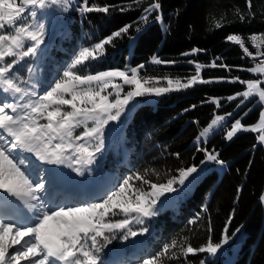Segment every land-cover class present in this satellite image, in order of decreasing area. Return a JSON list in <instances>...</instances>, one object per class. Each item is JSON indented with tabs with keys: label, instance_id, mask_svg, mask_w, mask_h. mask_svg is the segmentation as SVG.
<instances>
[{
	"label": "trees",
	"instance_id": "trees-1",
	"mask_svg": "<svg viewBox=\"0 0 264 264\" xmlns=\"http://www.w3.org/2000/svg\"><path fill=\"white\" fill-rule=\"evenodd\" d=\"M86 3L88 7L107 6L108 12H83L85 0H58L44 9H33L37 21L45 25L44 42L35 57L16 60L8 76L28 95L49 90L79 51L94 48L109 37L111 42L97 52V59L74 71L87 75L138 68L140 78H155L145 87H168L166 78L187 83L196 75L198 64L200 78L210 81H197L159 97L134 98L119 120L106 125L104 147L96 162L81 168L83 175H78L73 169L80 166L73 160L72 173L64 174L69 184L79 177L93 184L111 173L116 186L134 174L159 185L178 180L180 169H198L195 180L190 177L184 185L176 183V192L159 198L156 215L143 217L140 224L135 222L136 214L132 215L130 228L139 233L136 237L125 240L127 229L109 234L114 238L99 253L101 264H142L173 240L197 249L209 237L219 243L226 226L229 241L215 255H183L178 246L161 257L160 264H264V142L258 139L264 133L238 131L227 139L237 119L243 128L255 126L263 110L256 95L247 100L238 95L247 91V84L240 81H252L258 72L249 71L256 66L227 38L239 36L247 45L251 35H264V0H251V8L248 0ZM153 3L161 7L149 14L145 9ZM126 26L127 33L114 36ZM14 59L7 57L3 63ZM107 93H112L110 101L115 99L111 88L101 94ZM216 116L224 117V123L211 136L213 129L201 137ZM81 132L82 128L76 129V134ZM205 150L223 164L207 162ZM130 184L151 191L142 181L134 179ZM123 218L117 215L111 220Z\"/></svg>",
	"mask_w": 264,
	"mask_h": 264
},
{
	"label": "snow or ice",
	"instance_id": "snow-or-ice-1",
	"mask_svg": "<svg viewBox=\"0 0 264 264\" xmlns=\"http://www.w3.org/2000/svg\"><path fill=\"white\" fill-rule=\"evenodd\" d=\"M57 3L58 0H0V83L5 86L6 92L21 93V99L28 95L8 76L16 60L35 57L44 42L45 25L37 21V12L33 9H44L49 4ZM248 5L251 8V0H248ZM160 7L159 3H153L145 11L150 14ZM82 11L106 13L108 7H88L85 0ZM127 32L128 26L114 33V36L119 37ZM227 39L243 48L247 55H252L241 37L231 35ZM251 39L255 41L257 38L253 36ZM111 40L112 37H109L97 43L94 48L79 51L70 68L63 71L61 79L56 80L35 101L22 105L27 110L23 114L17 112V106L13 103L0 104V193L5 194L0 196V264H21V261H26L27 264H101L99 253L114 238L109 234L127 229L123 237L125 240L129 236L136 237L139 233L130 228L133 214L137 217L135 222L142 223L143 217L157 214L156 205L162 195L177 191L174 184L184 185L190 177L192 180L196 179L193 174L198 169L195 166L180 169L178 180L169 179L166 184L159 185L150 183L140 174H134V177L130 175L125 178L106 198L86 206L50 207L44 201L42 193L46 191V179L40 172L33 177L30 166L34 162L29 157L22 156V153H30L36 160L47 164H63L67 160L69 167L73 166L74 160L75 165L80 167L73 170L78 175H83L81 168L95 163L97 154L102 152L106 125L109 121L119 120L134 98L145 95L159 97L180 87H191L197 81L210 82L200 78L201 66L198 64L195 67L196 75L187 83L181 84L180 80L166 78L168 87H145L155 78H140L138 68L87 75L74 71L78 66H86L90 59H97V52H102ZM257 55L264 56V52ZM7 57L15 59L12 63L4 64ZM153 62L162 63L158 59ZM260 63L264 64V60ZM257 70L264 72V68L249 69L251 72ZM116 78L123 85L134 86L122 98L120 93L123 87L114 83ZM240 82L247 84V91L238 95L247 100L258 93L259 102L264 103V90L259 89L258 81ZM109 88L115 92V99L111 101L109 97L112 93L101 94ZM223 119L224 117L216 116L200 136H205ZM41 120L46 122L41 123ZM78 128H82V132L76 134ZM241 128V121L237 119L227 132V139L231 140ZM245 130H261L264 133V111L260 113L258 124ZM258 139L264 142V134ZM205 155L207 161L223 164L216 154L205 150ZM134 179L148 184L151 191L146 192L141 187L130 184ZM8 197L22 201L32 211L27 223L5 218V210L12 203L8 201ZM117 215H123L124 218L113 222L111 217ZM227 223H231V218ZM142 231L146 232L147 229ZM228 241L227 226L219 243L214 244L209 237L206 245L198 249L190 244L178 245V241L173 240L158 256L146 259L142 264H160V258L178 246L183 255L196 252L215 255ZM9 249L13 251L10 252Z\"/></svg>",
	"mask_w": 264,
	"mask_h": 264
},
{
	"label": "rangeland",
	"instance_id": "rangeland-1",
	"mask_svg": "<svg viewBox=\"0 0 264 264\" xmlns=\"http://www.w3.org/2000/svg\"><path fill=\"white\" fill-rule=\"evenodd\" d=\"M263 67V65H260L259 64V66H258V69L259 68H262ZM257 72L259 73V70H257ZM263 73V72H262ZM31 82H34L32 79L30 80ZM114 83H117V84H120V85H122V87H123V91L120 93L121 94V98L123 97L122 96V94H124V95H126L127 94V92L128 91H130V90H132V88L134 87V86H130V85H123V82L121 81V80H119V78H116L115 80H114ZM5 87V86H4ZM93 87H95V85H93ZM259 89L260 90H264V88L263 87H259ZM47 91V90H46ZM46 91H42V92H40L39 94H36V95H25L23 98H25V103H27V102H30V101H35L36 99H37V97L39 96V95H43L44 94V92H46ZM9 92H11V91H9ZM112 92H114L113 90H112ZM21 93H17L16 94V96H15V99H19L20 98V95ZM253 95H256L257 97H258V102H259V95H258V93H254ZM261 104H262V106H263V110L262 111H264V103H262V102H260ZM25 112V111H27L26 109H23L22 108V106H21V108L19 109V112ZM46 122V121H45ZM44 122V123H45ZM222 123H224V120H222V121H220V122H218V124L217 125H215V126H213V130H212V132H210L209 133V136H211L212 134H213V131H216L217 129H218V127L219 126H221L222 125ZM253 127V126H252ZM251 127H247V128H241L240 130H238V131H251V130H245V129H250ZM237 131V132H238ZM258 131V130H257ZM10 139V138H9ZM28 154H30V153H22L21 155L22 156H27L28 157ZM69 155H70V153H69ZM31 160L34 162V166H35V160H33L32 158H31ZM207 162H209V161H207ZM211 162V161H210ZM66 163H67V160L65 161V163H63V164H53L52 165V167L50 168V169H55V168H58V167H65L66 166ZM69 163V162H68ZM34 166H32V167H30L31 168V171H32V174H33V177L35 178V175H36V173L37 172H40V173H42L43 175H44V177H46V176H48L49 175V169H42V170H39L38 168H36V167H34ZM72 171V167H69L68 166V164H67V168L65 169V171L64 172H71ZM63 174H65V173H63ZM62 174V175H63ZM46 175V176H45ZM61 175V176H62ZM61 179V178H60ZM63 180L61 181V184H65V183H67V181H68V179L67 178H62ZM113 176L111 175V173H106V174H104V176H103V178H102V181L100 182V183H98V184H96L95 185V188H105L104 189V195H103V198H106V196L108 195V194H110V192L112 191V190H114L115 188H116V185L114 184V182H113ZM48 180V181H47ZM85 178H80L79 179V181H77L76 183L75 182H73L74 183V187L75 188H80L81 190H82V192L84 193V188H86L87 187V185H86V183H85ZM50 179L49 178H47L46 179V191L44 192V193H42V195H43V199H44V201L46 202V204L48 205V206H50V207H59V206H86V205H88V204H90L91 202H92V200H95L94 198L93 199H90V198H84V199H81V200H79L80 202H78V200H64V201H60V200H57L58 199V197H59V195H57V196H53V197H51V196H49V194H50V191H51V187H50ZM50 187V188H49ZM1 194V193H0ZM3 194V193H2ZM3 195H5V194H3ZM84 196H86L85 194H82V197H84ZM97 196H99V194H97ZM89 197H91V196H89ZM8 199V201H11V199H9V197L7 198ZM101 199H102V197H101ZM101 199H98V200H96L95 202H98L99 200H101ZM26 221H28V220H26ZM9 251H11V249H9Z\"/></svg>",
	"mask_w": 264,
	"mask_h": 264
},
{
	"label": "bare ground",
	"instance_id": "bare-ground-1",
	"mask_svg": "<svg viewBox=\"0 0 264 264\" xmlns=\"http://www.w3.org/2000/svg\"><path fill=\"white\" fill-rule=\"evenodd\" d=\"M240 49L243 52V54L245 55L244 49L241 48V47H240ZM14 100H15V93L7 91V92H4V95L0 98V104H2L3 102H5V103H13ZM28 157L30 159L32 158L33 160L36 159L35 156H33L32 154H28ZM30 167H32V166H30ZM34 167L38 168L39 170L43 169V166L38 165V162H36ZM45 179H47V176L45 177ZM9 199H11L10 202H12L11 206H15L17 208V212H18L19 216H21L20 221H18V222L27 223L28 222V221H26V220H28L27 216L29 215V217H30L33 214L32 211L22 201L14 200V198H12V197H9ZM33 203H35V202H33ZM7 212H10V211H5V213H7ZM7 219H9V218H7ZM11 251H13V249H11ZM21 264H27V262L26 261H21Z\"/></svg>",
	"mask_w": 264,
	"mask_h": 264
},
{
	"label": "built area",
	"instance_id": "built-area-1",
	"mask_svg": "<svg viewBox=\"0 0 264 264\" xmlns=\"http://www.w3.org/2000/svg\"><path fill=\"white\" fill-rule=\"evenodd\" d=\"M255 36L257 39L255 41H252V37ZM243 40V38H242ZM248 44L245 46L248 48L249 52L252 53V55H247L245 53V56L249 59L251 64L255 65L256 68H258L259 64L263 65L262 68H264V64L260 63L261 60H264V56H258L257 53L264 52V35L258 34V35H251L248 39ZM256 79L252 80L254 82H259L258 87L264 88V72L256 73ZM260 76V77H259Z\"/></svg>",
	"mask_w": 264,
	"mask_h": 264
}]
</instances>
